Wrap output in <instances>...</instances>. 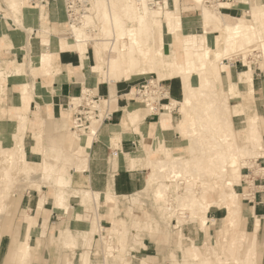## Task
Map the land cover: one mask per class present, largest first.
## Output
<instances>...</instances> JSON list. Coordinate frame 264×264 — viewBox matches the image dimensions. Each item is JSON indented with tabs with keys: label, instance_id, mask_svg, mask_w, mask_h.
<instances>
[{
	"label": "crops",
	"instance_id": "crops-1",
	"mask_svg": "<svg viewBox=\"0 0 264 264\" xmlns=\"http://www.w3.org/2000/svg\"><path fill=\"white\" fill-rule=\"evenodd\" d=\"M155 1L160 6L159 16L147 23L145 31H128L122 44L117 43V39H105L101 32L91 37L95 42L88 38L78 42L71 31L72 24L68 22L65 0H0V143L3 145L4 139L9 143L3 145L5 147L12 146L15 141L20 143L25 132L21 158L25 157L31 168L33 166L39 172L40 186L36 184L35 188L39 194L44 195L47 191L43 188V179L55 177L52 183L54 195L50 193L49 200L39 199L38 193L24 200L32 211L31 214L24 212L4 264H8L9 259L18 264V247L24 240H28L30 250L26 264H119L115 256L111 261L110 255L106 261L104 254L99 263L93 259L97 252L90 255L93 241L99 237L91 234L87 224H93L95 217L102 224H107L110 219L111 226L104 228L117 233H112L113 242L118 243V238L123 237L130 243L132 238V246L137 237L145 247L137 251L143 250L150 264H164L159 251L162 245L144 237L145 232L152 231H164L166 237L170 236L164 227H154L149 221L152 225L149 229L135 230V210L132 215L122 212L125 222L117 224L111 221L107 208L101 205L108 192L117 196L142 193L151 172L146 165L149 158L164 159L189 151L188 138L182 127L183 107L179 104L188 92L200 94L199 91L209 90L211 85H219L229 98L231 121L239 142V137H243L241 143L245 142L250 122L257 124L264 142V68L258 65L245 68L246 64L243 65L240 59L231 62L240 54L234 59L228 57L237 53L243 39L218 29L219 21L216 22L218 26L206 24L202 0ZM228 2L234 1L223 3ZM251 2L252 11L247 6H232L226 9L229 12H223L220 6L219 13L231 25L237 24L238 19L246 21L253 31V41H259L258 30H261L264 42L261 26L264 0ZM195 3L201 7L199 17L204 29L211 28L218 34L206 33L201 28L199 32H186L183 13L195 12ZM227 4L222 6L223 9L229 8ZM240 12L249 18L238 16ZM256 22L258 24H254ZM100 40L106 46L104 65ZM226 42L232 48L227 47ZM220 53L225 57L218 60L216 56ZM202 55L204 60L198 62L196 57ZM41 57L48 59L43 65ZM249 69L253 72L251 78ZM145 71L156 73L159 80L166 81L172 102L175 100L173 103L180 105L182 111L177 106L172 112L160 109L149 113L145 105L131 99L135 85L130 80ZM94 72L102 79L99 80ZM109 74L115 75L114 79ZM195 79L200 82V90L194 86ZM87 90L97 98L109 99L111 111L97 125L95 135H88L90 129L75 135L69 131L70 118L78 106L73 98L83 96ZM23 115L27 117L25 127L23 130L20 126L15 128ZM55 139H59V146L65 150L62 154L49 153L45 149L48 142L51 149L57 151ZM263 151L264 148L257 161L262 167ZM237 163L233 162L230 167L233 168V187L238 192L234 179L243 178L250 165L238 167ZM23 179L26 178L23 176ZM254 182V192L246 197L248 202L241 201V221L247 231V245L243 249L255 240L257 264H264V177H257ZM21 198L22 193L15 196L6 214L19 204ZM244 205L248 220L252 219L248 221L250 229L246 225ZM213 207L209 211L213 221L208 222L204 231L199 228L205 234H208L207 229L217 225L218 219L210 215ZM226 212L225 208V215ZM175 220L177 218L172 220L173 228L178 223ZM224 226L223 222L222 227L226 228ZM222 227L220 242L209 245L213 251L222 246ZM177 230L175 228L174 235L178 241L172 248L182 244ZM181 232L183 234L182 228ZM185 238L190 240L188 244L192 240L197 242L192 237ZM67 247H76L75 254Z\"/></svg>",
	"mask_w": 264,
	"mask_h": 264
},
{
	"label": "bare ground",
	"instance_id": "bare-ground-1",
	"mask_svg": "<svg viewBox=\"0 0 264 264\" xmlns=\"http://www.w3.org/2000/svg\"><path fill=\"white\" fill-rule=\"evenodd\" d=\"M82 1L86 2L84 6L82 8L76 6L75 14L72 15L70 20H68V22L72 24V27L70 28L78 42L84 41L88 37V33L92 31L93 27L88 24L91 20L94 22L95 17L93 16L89 18V15H98L97 17L100 20V31H102V29L106 31L102 34V36L105 37V39L115 40L118 39L119 33L126 34L128 31L136 32L137 30L139 32L145 31L144 28L147 26V23L152 21L155 16H159L158 10H160V6L157 5L155 0H123L122 9L116 8L118 6L116 0ZM227 1L228 0H220L213 5H209L206 0H202V5L204 7L203 16L206 24H209V20H211V18H218L219 27L223 31L234 37L237 36L243 39V45L237 50V53L228 56L234 59L235 55L241 53L245 54L249 51L254 52L256 48H251L250 46V43L253 42V31L250 29L246 21L238 19L237 24L231 25L222 19L223 15L219 12L220 9H223L222 6L227 4L223 2ZM247 13H249V10H247ZM261 19V26L264 31V14H262ZM129 25L134 26L135 28L130 27ZM226 43V46H231L228 44L229 42ZM122 54L124 56L125 53L123 52ZM223 57H225L223 53L216 56L218 60ZM47 60L48 59L45 57L40 58L42 65L45 64ZM252 73V70L249 69L248 75L250 78ZM156 81L150 79V82L154 83ZM157 83L160 84V81H157ZM210 87L211 88L207 93L209 99H202L199 94L188 92L182 101H178L179 104H182L183 111L185 113L182 114L185 119L184 127L186 131L189 132L188 144L190 155L170 156L166 158V160L164 159L163 162H161L158 158H149L146 165L151 169V172L150 175H148L149 178L146 188L150 189L153 187L152 185H154V201L160 208H166L167 218L171 219L176 213H184V210L188 209L190 211L188 216L197 219L199 221L200 228L205 230L208 222L212 220L209 217V211L212 205L216 204L213 200L212 192L215 191V186H217L219 199L227 209L224 219V227L229 230L230 235L227 239L226 251L235 255L239 254L240 249L244 246L243 244L247 238V231L242 226V203L239 198V193L233 187L232 180L228 177L229 168L231 166L228 162L231 160L238 161V159L243 157L246 152H250L254 155L259 154L264 148V142L261 132L255 122H250L248 124L246 132V144L248 147L247 145H242L241 142H239L235 134L231 118L228 115L231 112L228 96L222 91L219 85H211ZM92 94V91L87 90L83 96L73 99L74 101H79L78 105H80L84 100L91 102L93 96ZM160 94L167 98H171L167 90L162 91ZM150 95H153V92ZM108 100L109 99L101 98L98 101H92L94 102V108L98 111L96 114L89 115L88 118L91 120L90 125L88 129L83 132H87L90 129L89 132H87L88 135H95L93 132L96 131L97 125L103 121L105 115L110 110L108 107ZM173 102L171 99V103L165 104L163 108L167 110V112H172L174 107L178 106V104H174ZM203 102H205L206 105H204L205 103ZM210 102L212 103L209 104ZM144 104L146 105L149 113L153 112L154 108L152 103L147 104L144 101ZM187 112L194 117L196 124L198 123L197 125L199 126L195 127L192 125L190 119H187L186 117ZM73 118L72 123L74 120ZM26 122L27 117L25 115L21 116L19 118L18 125H16L15 128L20 126L23 130ZM213 129L215 134L211 132ZM24 136L25 132L21 135L20 143L15 141L11 147L1 148V152L5 156L8 155L10 157L7 165L2 166V178L0 179V214L5 210L7 211L8 203L12 199V188L18 179V171L16 170L21 165V162L24 168L28 166L25 157L20 161V156L18 155V152L23 145ZM21 151L24 153L23 147ZM166 175H170L176 179L183 177V175H190L199 179H214V181L213 183L211 182L209 188L205 189L201 194L198 189L180 191L178 205H173L170 201L172 199L168 197L170 185L163 181ZM29 177V175L25 176L26 179H29ZM183 181L178 182L177 189L180 188L179 184ZM139 203L140 199L138 197V193L126 196H117L116 194L108 192L101 206H105L107 208L112 222L116 221L119 224H124L125 215H122V212L124 214L126 213V215H132L136 205ZM139 222L140 221L138 220H134L133 224L135 226H139ZM93 223V227L96 228L95 230L98 232L97 235H99L98 240L103 244L105 260H108L109 255H113L116 259H119L121 263L130 264V262L128 260L125 261L123 257L124 250L127 248L125 240L122 237L118 238V244L114 245L112 242V236L106 234L104 228L105 226L97 219V217L93 220ZM144 224L148 225V229L150 228L149 226H152L149 221H144ZM174 226L175 228H178L177 234L179 239H182L183 234L181 232L180 225ZM68 239L71 240V236H69ZM179 246H181L180 243ZM254 246L255 240L253 242L251 241V243L246 246L244 254H242L243 256L239 258V264H257V255ZM116 249H118L117 254H114ZM183 250L188 256L199 260V264H205L203 250L199 243L192 240L190 244L183 247ZM18 252V264H26L30 253L28 240H24L20 243ZM221 260L222 259H220V261ZM141 264L150 263L146 260H141Z\"/></svg>",
	"mask_w": 264,
	"mask_h": 264
},
{
	"label": "rangeland",
	"instance_id": "rangeland-1",
	"mask_svg": "<svg viewBox=\"0 0 264 264\" xmlns=\"http://www.w3.org/2000/svg\"><path fill=\"white\" fill-rule=\"evenodd\" d=\"M116 1H117V5H118L116 8L122 9V1L123 0H116ZM232 1H234V2H228V4H227V6H229V8H224L221 10L223 12H226L227 11L226 9H230V7H232V6H244V7L247 6L248 7L247 9L252 11L253 2H251V0H249L250 6L248 4V0H232ZM215 3H217V2H215V0L214 1L210 0L209 2H207V4H209V5H211V4L213 5ZM195 4L197 6V10L195 12L183 13V16L185 18L184 23H185L186 32H199L200 28H201V30H205L204 26L201 23L200 17H199L201 7L198 3H195ZM152 11H154V10H152ZM227 12H229V11H227ZM244 14H245L244 12H240L238 14V16H241L244 18H249V15H244ZM93 16L95 17V19L93 18L94 22H93V20H91V22H89V24H88L89 26L93 27L92 31L88 33V37L87 36H85V37H87L89 39L88 41L95 42L94 40L91 39V37L94 36L98 32H101L103 34L106 31L104 29H102V31H100V20L97 17L98 15L95 16L92 14V15H89L88 17L91 18ZM218 21H219L218 18H211V20H209V24L214 25ZM130 24H132V23H130ZM254 24H258V22L254 23ZM215 25L218 26L217 23ZM129 26L134 27L131 25H129ZM214 27L216 28V26H214ZM218 29H221V28L219 27ZM205 31H206V33L218 34L217 32H212L211 28H209L208 30H205ZM126 34L125 33H119L117 43L124 44L125 43L124 38H126V36H127ZM258 36H259L258 37L259 41H253L250 43L251 48H256V50L254 52L249 51L245 54L241 53L238 56V58L231 60V62H235V60L240 59V60H242L241 62L243 63V65L246 64L245 68H246V66L249 68L251 66L254 67V65H258V66L264 68V45H263L264 42H262L263 35H262L261 30H258ZM100 43H101V46L104 50V53H103V57H104L103 65H104V62L106 59V50H105L106 46H105L104 42H102L101 40H100ZM196 60L198 62L203 61L204 60L203 55L197 56ZM94 63H95V60L93 61V65H94ZM109 75L112 79H114L113 77L115 75H113V74L112 75L109 74ZM95 76H97V78H99V80L102 79V77L97 75L96 73H95ZM159 77L156 75V73L145 71V72H142L140 74L135 75L134 78L131 79L130 81L133 82V86L134 85L136 86L139 83L144 82L145 80L152 79L155 81L156 80L161 81V80H159L160 79ZM157 81L154 82V84H158ZM165 82L166 81H161L162 87H160L161 90H164V91L169 90V88L166 86ZM194 86L199 88L198 90H200L199 80H197V79L194 80ZM134 87H133L134 94L132 95L131 99L134 101H138L139 103H141V105H145L141 99L137 98L136 88H134ZM199 92H200L199 96H201L202 99L203 98L209 99V97L207 96V93L209 92V90H203V91H199ZM98 99L100 100L101 98H98ZM168 99L171 100V98H168ZM168 99L164 100L163 102L167 103L169 101ZM206 100H205V102H206ZM228 101H229V98H228ZM77 102H79V101H77ZM205 102H203V103H205ZM211 103L212 102H210L209 104H211ZM204 105H206V103ZM178 106L180 108V111H182L180 105H178ZM176 108H177V106L174 107V109H176ZM165 111H167V110H165ZM183 114H185L184 111H183ZM228 115L231 118V112ZM186 117H187V119H190L192 125H194L195 127L199 126V125H197L198 123L196 124V120L194 119V117L191 114H188V112H187ZM181 119H183L182 127L185 131V135H187L186 137L189 138V132L186 131V129L184 127L185 126V119L183 118V116L181 117ZM72 124H73L72 118H70V129H69V131L71 133L75 132V135H80L82 133H85V132H83L84 130L72 128ZM211 132H213L215 134L214 129L211 130ZM93 133H95V132H93ZM239 138H240V141L242 142L243 137H239ZM56 140L57 139H55V141ZM56 142H57L56 146L58 148H55V149H57V151L52 150L51 149L52 146L50 147L48 142H46L45 149L49 153H57L58 152L59 154H62L63 152H65V150L59 146V139ZM7 144H9L8 139L7 140L4 139L3 145H7ZM241 144L246 146L247 145L246 139H245V142H243ZM3 145L0 143V179L2 178V166L7 165L8 159L10 157L8 155L5 156L1 152L2 147L6 148ZM9 147H11V146H9ZM20 147H21V144H20ZM247 147H248V145H247ZM21 149H22V147H21ZM22 154H23V152L20 150L18 152V155L20 156V161H21V159L22 160L24 159V157L21 158ZM260 154H261V152L259 154H256V155L251 154L250 152H246L243 157L238 159V161H239L237 163L238 167H242L244 165H250V167L245 169V172L242 175L243 178L240 179L237 177L236 179H234L235 181H237L236 187H237L238 192H239V198L241 201H243V203L248 202L246 197H250L251 195H249V193L254 192V189H255V187H254L255 182L254 181L256 180V178L257 177L258 178L264 177V167H262V165H260L257 162L261 156ZM188 155H190L189 151H187L186 154H183L181 156H188ZM249 155H254V156L260 155V156L254 157V156H249ZM262 155H264V153ZM164 159L166 160V158H164ZM164 159H159V160L161 162H163ZM53 162L55 163L56 161L53 160ZM233 162H237V161L231 160L228 162V164H232ZM21 166H23L22 162H21V165L19 166V168L16 170V171H18V174H17L18 179H17V182L14 184V187L12 188V197H11L12 199L8 203V208L10 207V204L13 202V200L17 194L22 193V198H21L19 204L13 210H11L10 213L6 214L8 211V209H7V211L5 210L4 212H2L0 214V264H4L3 261L5 259L6 252L9 249L12 241L16 238V236L18 234V231L20 229L19 227L21 225V222L23 221L24 212L28 211L31 214L32 210L30 209V206L28 205V203L24 202V200L29 198V197H33L34 195H37V193H38V191H36L35 188H36V184H38V182H39L38 181L39 172L33 166H32V168H33L32 169L29 164L27 167H25V168L23 167V169H21ZM229 169H230V172H229L228 177L230 179H233L231 177V171L233 170V168L230 167ZM26 175L30 176L29 179H27V180L23 179V176L25 178ZM54 179H55V177H48V178L43 179L45 181V183H43V188L46 189L47 191L46 192L44 191V195L38 193L39 199L42 198L45 201H47V200H49L50 193H51V195H52V193L54 195V188L52 186ZM163 181L170 185L169 196H168L170 199H172L170 201L172 202L173 205H178V198H179L180 191H188V190H197L198 189V191L201 194L205 189L209 188L210 183L211 182L213 183L214 179H199L197 177H193L190 175H183V177L176 179V178L171 177L170 175H166V177L163 179ZM181 181H183V182L181 184H179L180 188L177 189L178 188V186H177L178 182H181ZM242 183H244V185H242ZM33 184H35V185H33ZM38 185H37V187H38ZM152 186H153L152 188H150V189L146 188V189H144V191L142 193L141 192L138 193L140 203L138 205H136V207H135L134 213L136 216L134 219L138 220L140 222L138 224L139 226H135L133 224V228L135 230H142V229L147 228L148 225L144 224V222L142 221V219H144L147 221H152L154 227L159 228V226L161 225L162 227H164L165 231L170 233V236H167V237H166V234L164 231L163 232L160 231L159 233H157L156 231L145 232V235H144V237H149L147 239L151 240L152 243H154V241H155L156 243L158 242L160 245H162V248L159 249V251L161 252V259L164 261L163 262L164 264H199V260L193 259L192 257L188 256L185 253V251L183 250V247L190 242V240L185 238V236L192 237V238L196 239V241L200 244V246L203 250L204 258H205V260L203 258V260L205 261V264H239V258L241 256H243L242 254H244L243 247L247 244L244 242V244H243L244 246L240 249L239 254L232 255L228 251H226L227 238L230 235V232L227 228L222 227L223 222H224V215H225V208L226 207L221 203V201L219 199V196L217 193V186H215V191L212 192L213 193V200L216 202V204H213L212 207L213 206H216V207L212 208L213 211L210 215H211V217H215L218 220L216 223L217 225H213L209 230L207 229L208 234H205L204 232H202L204 230H202L199 227L200 225H199V221L197 219L191 218L190 216H188L190 214V211L188 209H185L184 213H179V212L176 213L174 215V217H172L171 219L167 218L166 217L167 216L166 208L165 207L160 208L157 205V203H155V201H154V196H153L154 185H152ZM245 208H246V206L244 205V214H246ZM41 209H43V208H41ZM41 209H39V210H41ZM65 210L67 211V209H65ZM218 211L220 213H217ZM147 214H149V215H147ZM148 217H149V219H147ZM247 217L248 216L246 214L245 215L246 225H247V228L250 229L251 224H248V221L251 222L252 219L248 220ZM127 218L130 219V217H127ZM176 218L178 221L177 225H181L183 234L185 236H184V238H182L181 246L176 247V248H172V245H175L176 244L175 242L178 241L176 236L174 235L175 228H173V225H172V219H176ZM95 219H96V217L94 218V220ZM20 220H21V222H20ZM211 221H213V220H211ZM117 224H119V223L117 222ZM103 225L107 226V227L109 225L111 226L110 219H109V222L107 224L103 223ZM121 225H123V224H121ZM93 226H94V223L93 224L92 223L87 224V227L91 230V234L96 235L98 232H96V230H95L96 228ZM119 227H121V226L119 225ZM221 227H222V235L224 238L223 242H222V246H220L219 248H216V250L213 251L211 246H215L217 242H220V228ZM199 228L202 231H200ZM105 232L109 236L110 235L113 236L112 233H116L114 230H112V232H110V229H108V228L105 230ZM138 235H140V234H137V236ZM98 237L99 236L96 235V238H98ZM123 239L125 240V238H123ZM112 242H113V240H112ZM125 242L127 243L126 244L127 248H126V250H124V253H123V255H124L123 257H124L125 261L128 260L130 262V264H141L142 259H146V260H148V262L150 261L149 258H146L143 255L145 253L143 250L138 252L141 248L144 249L145 247L139 240H137V237L135 238V241H134L135 243L132 246H131L132 238H130V243L127 242L126 240H125ZM113 243H114V245L118 244L117 241L113 242ZM209 245H211V246H209ZM259 245H260L259 248L262 249L261 241H259ZM93 247L94 248L92 249V253L90 252V255L94 256V253L97 252V255H95L93 257V259L95 261L101 263L102 259L104 257V251L102 249L103 244L99 240H97V241L94 240L93 241ZM65 248H66V246H65ZM67 248H69L75 254L76 247L75 248L67 247ZM117 250L118 249H116L114 251V254L117 253ZM163 251H164V253H163ZM191 259H193V260H191ZM220 259H222V260L220 261ZM110 260L111 261L113 260V255H111ZM8 264H15V263H14V261H11L9 259ZM119 264H123V262L122 263L119 262Z\"/></svg>",
	"mask_w": 264,
	"mask_h": 264
},
{
	"label": "built area",
	"instance_id": "built-area-1",
	"mask_svg": "<svg viewBox=\"0 0 264 264\" xmlns=\"http://www.w3.org/2000/svg\"><path fill=\"white\" fill-rule=\"evenodd\" d=\"M209 2L210 0H206ZM214 1V0H213ZM220 0H215V2H218ZM86 2H83L82 0H65V9L66 13L69 17V20L71 19L72 15L75 14V7L78 6L79 8H82ZM161 84H154L153 82H150V80H145L144 82L140 83L138 86H136V95L137 98L141 99L142 102L145 101V103L153 104V112L158 111L160 109H164V104L162 102L166 99L164 95L160 94L161 90ZM153 95H150L152 94ZM155 92V93H154ZM159 92V93H157ZM153 96V99H152ZM98 101L99 99L96 96H92L91 102L88 100H84L82 104L78 105L75 108L74 111V120H73V128L79 129V130H86L88 129L91 120L88 118L89 115L96 114L98 111L96 108H94V102L92 101ZM168 104L171 103V100L168 99Z\"/></svg>",
	"mask_w": 264,
	"mask_h": 264
}]
</instances>
